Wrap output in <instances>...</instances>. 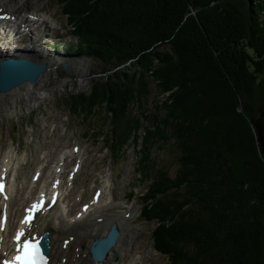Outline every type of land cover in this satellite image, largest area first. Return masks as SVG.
<instances>
[{"label":"trees","instance_id":"1","mask_svg":"<svg viewBox=\"0 0 264 264\" xmlns=\"http://www.w3.org/2000/svg\"><path fill=\"white\" fill-rule=\"evenodd\" d=\"M56 1L74 50L118 67L94 73L88 91L63 103L83 118L102 113L109 151L138 146L140 218L154 224L152 248L169 264H264L258 105L241 96L255 100L264 89V79L256 84L245 73L264 63V0ZM241 44L262 62L239 53ZM150 84L163 98L149 108ZM169 140L173 175L151 151Z\"/></svg>","mask_w":264,"mask_h":264},{"label":"rangeland","instance_id":"2","mask_svg":"<svg viewBox=\"0 0 264 264\" xmlns=\"http://www.w3.org/2000/svg\"><path fill=\"white\" fill-rule=\"evenodd\" d=\"M230 1L228 0V4H231ZM228 7L229 5L226 10L230 9ZM16 8L17 13L36 11L37 14H50L54 19V24H49L50 28L45 29L43 25H39L33 30L34 34H39V42L34 40L30 43L31 37L28 35L13 36L14 31L12 30L10 34H2L4 31L0 30V51L5 50L6 47L19 49L34 46L41 50L49 65L48 71L42 74L37 81L16 86L9 92H0V153L14 146L20 150L21 154H27L26 162L18 170L16 169L15 186L19 190L18 194L22 193V186L28 183L34 169L45 164L47 174V171L52 170L53 163L58 160L60 153L64 150L70 152V147L77 144L80 147L81 168L76 173L72 184L64 182L62 185L66 195L64 203L67 204L70 213L78 210L81 203L89 201L95 188L106 184L104 195L106 204L113 203L110 205V211L118 212L122 217L124 211L135 208L132 215L125 219L128 228L133 231L132 237L137 246H134L136 249L134 248V251L128 254L130 257L136 254L137 257L133 264H169L165 257L152 249L150 231L154 224L142 221L139 216L140 195L145 190L146 182L141 180L136 173L138 146L128 144L121 153L122 155L109 151L105 148L101 135L107 129L102 113L97 109L91 117L83 118L73 114L63 103V97L68 93L88 91L90 77H93L94 73L103 71L104 68H107L106 73H110L118 67L103 66L99 61L85 57L74 50L75 40L56 0H18ZM228 12L232 11L228 10ZM234 15L235 23L238 24L241 15L237 11ZM11 23L9 25H12ZM24 37L27 38L26 41ZM236 47L239 53L243 51L253 60L257 59L262 62L251 51L246 52L242 44ZM61 62L67 63L69 72L62 70ZM257 68L263 69L264 63H259L255 67L250 66V71L247 70L248 73H245L246 77L255 78L256 84H260L263 83L264 74L258 75ZM150 87L151 92L145 99V104L149 108L156 99L163 98V95L157 93L153 84H150ZM241 96L243 101L254 105V108L258 105L257 114L264 111V89L256 94L257 99L255 100L249 99L243 91H241ZM86 131L87 136L84 135ZM172 143V140L155 143L151 149L156 166L166 169L170 175L174 174L177 167V152ZM76 159L78 158L69 159L68 157L65 161L66 169H69ZM14 198L19 200L20 196L16 195ZM15 210L14 205L13 211ZM124 230L122 232L128 234ZM128 249L131 248L128 247ZM115 256L114 260L118 262L119 259Z\"/></svg>","mask_w":264,"mask_h":264},{"label":"bare ground","instance_id":"3","mask_svg":"<svg viewBox=\"0 0 264 264\" xmlns=\"http://www.w3.org/2000/svg\"><path fill=\"white\" fill-rule=\"evenodd\" d=\"M0 6L6 8L7 11L11 12L12 17H14L15 21L13 24L16 25L17 29L15 34H18V32L21 33V29L19 28L21 26L20 24H24V26L27 27V32L31 37V35L34 34L32 29L38 27L39 25H43L45 29L50 28L49 23H53L54 21L52 16L47 13L37 14L33 11H23L18 14L14 13L16 12V7L18 6V0H0ZM2 22L8 23V21ZM9 30V27L5 28L6 32ZM24 30L25 28L23 31ZM14 38L16 39V37ZM24 38V41H26L27 38ZM8 50L10 49L6 48L3 50L0 53V58L6 57L9 53L24 54V52H28V56H32L36 59H43V55L40 53L41 51L34 46L19 49L11 48L10 52H8ZM64 154L68 157L72 156L71 152H62L59 160H63L64 162L59 164H63V166L66 161ZM24 157L25 156L17 155L13 149L5 152L1 156L0 172H7L10 176L7 180L5 192L7 197L6 199L3 198L0 204V209H3L0 214V220H2V216L7 217L6 221L3 222V230H0L2 245L1 251L4 250L6 244L5 239L9 235L8 228L11 226L13 231L17 227V223L19 221V219H17V213L24 208L23 203L26 200L27 203H30L39 191L47 189L50 184L49 180L47 181V177L49 176H44L42 171L40 178L35 183L29 181L25 186H22L24 187L22 193L18 194L19 190H17L15 186V181L17 179L16 166L21 164ZM80 163H82V160ZM55 166H58V164ZM50 174L52 175V173ZM105 177L107 178V175H105ZM61 187L62 184L58 186V188L62 189ZM102 190L105 194L106 184L102 186ZM16 195L20 196L19 200H15L16 198L14 197ZM62 196V200H59L50 210H42L41 213L39 212L40 215L38 213L35 219L31 222L30 226L25 228L26 232L29 231L30 233L37 234H40L45 230L48 231L50 264H133L137 256L135 254L134 257H130L128 254L131 251H134V248L137 246L134 241L135 239L133 240L132 237L133 231L128 228V225L126 224L127 221L125 219L132 215L135 210L134 207L130 208L128 211H124L123 216L120 217L118 212L110 211V205L113 203L110 204L109 202V204H106V200H104L103 195H101L96 201L90 200L88 209L83 212L80 217H77L75 215L76 212H73L74 215H72L73 213H70L67 204H63V199L65 197L63 192ZM12 202L14 203L12 204ZM20 203H22L21 206L23 207H20L19 209ZM14 205L16 206L15 211H13ZM98 218H101V220H98ZM112 222H116L118 225L120 229V236H118L116 244L108 252L106 258L103 261H95L89 256L88 245L93 238L104 235L109 224ZM123 230L127 231L128 234L122 232ZM66 238L68 242L66 243V246L63 247L62 243ZM128 247L131 249H128ZM114 256L119 259L118 262L114 260Z\"/></svg>","mask_w":264,"mask_h":264},{"label":"water","instance_id":"4","mask_svg":"<svg viewBox=\"0 0 264 264\" xmlns=\"http://www.w3.org/2000/svg\"><path fill=\"white\" fill-rule=\"evenodd\" d=\"M47 69V63L30 57L7 56L0 59V92H9L13 87L23 83L35 82L40 74ZM62 70L69 72L67 64L63 63ZM258 135L259 147L264 155V111L253 120ZM120 232L116 223H112L108 231L101 238H95L90 247L91 257L102 260L109 249L116 243ZM44 251H47V236L44 234L41 241Z\"/></svg>","mask_w":264,"mask_h":264},{"label":"snow or ice","instance_id":"5","mask_svg":"<svg viewBox=\"0 0 264 264\" xmlns=\"http://www.w3.org/2000/svg\"><path fill=\"white\" fill-rule=\"evenodd\" d=\"M3 191V185H0V192ZM54 202V200H53ZM43 206V201L39 204H33L27 211L34 214ZM87 207V206H85ZM26 215L22 224L30 226L33 215ZM0 230H3V221L0 220ZM15 255L11 261H5L4 264H48L47 258L42 251L40 239L35 236L26 235L25 228L19 229L14 237Z\"/></svg>","mask_w":264,"mask_h":264}]
</instances>
